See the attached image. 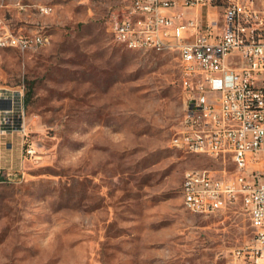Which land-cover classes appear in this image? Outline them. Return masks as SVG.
Segmentation results:
<instances>
[{"label": "rangeland", "instance_id": "1", "mask_svg": "<svg viewBox=\"0 0 264 264\" xmlns=\"http://www.w3.org/2000/svg\"><path fill=\"white\" fill-rule=\"evenodd\" d=\"M119 9L0 0V34L49 38L0 47V86H24L36 150L26 157L20 134L0 138V264H244L233 255L251 236L240 203L213 214L183 205L184 174L222 165L174 144L185 109L178 55L114 41Z\"/></svg>", "mask_w": 264, "mask_h": 264}, {"label": "built area", "instance_id": "2", "mask_svg": "<svg viewBox=\"0 0 264 264\" xmlns=\"http://www.w3.org/2000/svg\"><path fill=\"white\" fill-rule=\"evenodd\" d=\"M119 1L120 16L109 26L114 41L178 55L185 109L175 146L222 165L184 174V207L213 214L240 203L251 236L233 255L264 264V0ZM48 42L40 32L0 34V47L20 51ZM13 133L32 157L22 84L0 86V138Z\"/></svg>", "mask_w": 264, "mask_h": 264}, {"label": "bare ground", "instance_id": "3", "mask_svg": "<svg viewBox=\"0 0 264 264\" xmlns=\"http://www.w3.org/2000/svg\"><path fill=\"white\" fill-rule=\"evenodd\" d=\"M112 34V33H111ZM113 37V35H112ZM40 39H46L45 36L43 34H40ZM117 43H119L120 45H122L123 47L127 48L126 45H125V42H120V41H116ZM28 49H35L34 46H27V50ZM184 184V177L182 179V182H181V185ZM180 189H181V194H182V197H183V202H184V189L182 186H180Z\"/></svg>", "mask_w": 264, "mask_h": 264}, {"label": "crops", "instance_id": "4", "mask_svg": "<svg viewBox=\"0 0 264 264\" xmlns=\"http://www.w3.org/2000/svg\"><path fill=\"white\" fill-rule=\"evenodd\" d=\"M18 137H19L18 133L10 134L9 135L10 143H11V141H13L14 138L18 140Z\"/></svg>", "mask_w": 264, "mask_h": 264}]
</instances>
